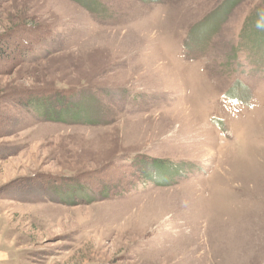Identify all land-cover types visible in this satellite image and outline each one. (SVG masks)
<instances>
[{
	"label": "rangeland",
	"instance_id": "374dc122",
	"mask_svg": "<svg viewBox=\"0 0 264 264\" xmlns=\"http://www.w3.org/2000/svg\"><path fill=\"white\" fill-rule=\"evenodd\" d=\"M82 1L0 0V264H264L262 0Z\"/></svg>",
	"mask_w": 264,
	"mask_h": 264
},
{
	"label": "trees",
	"instance_id": "16d2710c",
	"mask_svg": "<svg viewBox=\"0 0 264 264\" xmlns=\"http://www.w3.org/2000/svg\"><path fill=\"white\" fill-rule=\"evenodd\" d=\"M76 2H79L81 4H83L82 0H73ZM235 3H230L231 0H223L222 3L220 4V7L217 9H214L212 11V13H210L208 16H206L205 18L201 19V21H197L195 23V25H191L189 27V29L187 30L186 33V38L191 37V41H193V43L195 44L194 46H199L196 45L197 43V39L198 37H201V39H203L204 37L201 35L203 33V31L205 29H207L210 24L212 23V21H214L213 18H215V16L219 17V12H223L224 14V18L226 17V15L230 12V10L232 9V7L240 0H232ZM264 0L261 1L260 5H257L255 7H253V9L251 8L250 11V16L245 18L242 24V31H243V35H241V37H243L244 39L248 37H254L257 35L256 31H262V37L261 42L264 41ZM262 6V7H259ZM221 16V15H220ZM222 17V16H221ZM224 18L220 21L217 22V26L216 29L218 30V27L220 25V23H222L224 21ZM210 28V27H209ZM207 39H211V38H207ZM207 39H203V40H207ZM190 49V47H189ZM30 103V101H29ZM2 118V116H0ZM56 120V119H55ZM1 129V127H0Z\"/></svg>",
	"mask_w": 264,
	"mask_h": 264
}]
</instances>
